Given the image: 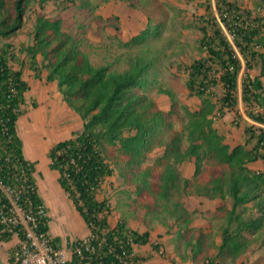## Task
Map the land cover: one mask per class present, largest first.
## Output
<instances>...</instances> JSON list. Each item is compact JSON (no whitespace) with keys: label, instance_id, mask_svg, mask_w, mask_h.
Instances as JSON below:
<instances>
[{"label":"trees","instance_id":"1","mask_svg":"<svg viewBox=\"0 0 264 264\" xmlns=\"http://www.w3.org/2000/svg\"><path fill=\"white\" fill-rule=\"evenodd\" d=\"M121 1L133 8L144 3ZM109 2L0 0V242L7 243L13 236L19 242L26 241L23 226L14 227L6 220L11 200L24 213L36 216L43 232L49 231L36 179L37 164L26 157L18 130L30 90L24 79L27 67L37 79L55 83L64 104L83 122L80 131L55 142L47 152L48 168L58 173L57 183L83 220L86 236L95 247L93 254L85 250L77 254L74 249L81 247L83 238L72 240L69 247L72 244L73 252L67 264H130L139 260L126 240L143 245L148 233L130 231L124 221L111 226L108 199L97 197L103 183L115 175L123 187L133 189L132 202L144 217L161 225L172 223L188 230L195 215L186 207L189 197L221 202L215 214L204 215L218 228L220 245L216 247L209 237L204 248L202 231H196V243H190L198 264H236L253 246L263 248V252L250 264H264V173L247 167L256 160L264 162L262 7L245 8L241 0H215L217 10L218 2L225 7L226 15L218 18L220 22L215 17H194L204 33L199 40L201 56L177 72L186 73L188 96L197 98L199 105L178 108L174 94L159 87L158 93L171 101L170 109L163 111L145 92L156 83L157 61L146 41L160 34V25L151 30L146 24L130 41H118L124 48L120 50L110 43L91 41L83 23L70 29L62 17L44 13L49 4L66 10L77 3L92 22L103 21L95 11ZM32 5L36 10H31ZM32 16L27 42L14 45L13 39ZM224 31L246 60L247 70H258L254 78L246 73L241 90L242 103L249 108L247 116L260 125L245 129L246 142L252 143L250 150L245 146L231 148L214 127L223 113L235 111L238 101L241 65L232 57ZM155 151L159 153L150 161ZM185 162L194 165L191 178L180 172ZM58 243L59 239H53L54 246ZM16 248L10 255L11 264H19L14 259Z\"/></svg>","mask_w":264,"mask_h":264},{"label":"rangeland","instance_id":"2","mask_svg":"<svg viewBox=\"0 0 264 264\" xmlns=\"http://www.w3.org/2000/svg\"><path fill=\"white\" fill-rule=\"evenodd\" d=\"M142 1L139 3L140 5ZM186 1L187 0H144L142 6L133 8L127 1L110 0L109 3L100 6V8L95 11L102 17L103 21L94 22H92L90 18H87L88 13L85 9L77 7V3L75 4L76 6H71L66 10L59 9L55 4H49L44 10V13L50 17H62L65 26L70 29L75 28L76 23H83L88 27V36L91 41L94 43H110L113 48L116 47L120 50L124 48L119 45L118 41H130L141 31H135L136 35H133L134 32H131V27L136 23V20L140 26H143L147 19L149 22L146 24L150 26L151 30L156 28L157 25H160V34L154 37H148L146 41V44L155 51L157 61L155 65L156 83L149 86L145 92L151 98L155 99L162 95L158 93V88L162 87L174 94L178 108H180L181 105L195 107L198 105L199 101L195 97L188 96V91H186L185 86L186 73L177 72V70L191 65L195 59L201 56L199 40L204 33L201 29L202 26L194 22V17L201 15V17L214 18L217 10L215 0L211 1L213 4H210L208 0H194L196 2L193 4H188ZM241 1L242 6L245 8L255 9L257 7H262L261 9L259 8V10L264 13V2L262 0ZM33 9L36 10L35 5H32L31 10ZM28 14L30 15L32 13L29 12ZM148 18L150 20H148ZM32 22L33 16L27 20L25 26L13 39L14 45L27 42V36L29 35ZM243 72L241 71L240 73L242 79L244 77ZM24 79L28 83H31V86L30 90L26 93V103L23 107L25 114L18 122L19 132L25 141L26 153L28 155H26V157L30 161L36 162V169H39V172L43 176L38 174L36 175V179L40 183L43 180L44 183L51 180V176L48 174L45 175V172L46 169L47 171L49 170V168H46L49 163L47 152L55 143L52 137L55 131L52 127L56 119L54 114L50 111L49 103H52V99L55 100L57 88L54 83H47L42 79H37L34 72L27 67L24 70ZM216 93H219L218 90ZM37 94L43 95V97L38 98ZM40 117L42 121L38 120ZM32 122L36 129H34L33 133L37 132L36 137L33 135L31 137V134H28V126H30ZM177 124V126L180 127L182 123L178 120ZM31 129L32 127L30 126L29 130ZM57 137L61 139V136ZM35 150L38 153L37 156H35ZM39 150H41L40 154L38 152ZM158 153L157 151L152 153L150 161ZM103 184L106 186L104 194H106L105 196L107 199L111 200L112 206L116 208V210H114L115 216H117V211L119 210L117 207V199H126L124 204H127V200H129L132 192L130 189L124 188L117 178L111 182L105 181ZM56 185L58 187V184ZM39 190L42 192L45 199L48 198L47 195H50L49 192L48 194L47 191L42 189L40 184ZM127 196L129 197L127 198ZM61 198L65 203V199L62 196ZM49 199L50 198L47 199V202L51 204ZM64 203L58 202L56 204L57 209L55 208L56 206L54 207L56 212L52 211L53 213L52 216L50 215L49 226L54 222H60L62 226H65L66 231H70L72 222L70 221V223H67L69 216ZM119 205L122 207L123 203H119ZM70 224L71 226H69Z\"/></svg>","mask_w":264,"mask_h":264},{"label":"crops","instance_id":"3","mask_svg":"<svg viewBox=\"0 0 264 264\" xmlns=\"http://www.w3.org/2000/svg\"><path fill=\"white\" fill-rule=\"evenodd\" d=\"M211 1L212 0H208L210 4H213V2ZM145 25L146 20L143 26H140V24L136 20V23L131 27V32H134L133 35H136L135 31L142 30ZM246 73H248L250 77L254 78L258 75V70L254 68L247 70ZM261 81L264 90V79L261 78ZM242 82V75H240L239 72L237 76L236 92L238 101L235 111H226L225 113H223V115L220 118L216 119V121L214 122V127L217 130L218 134L224 137V142L231 148L236 146H245L247 150H250L252 148V143L246 142L247 136L245 135V129L249 126L257 127L260 125L259 123L249 118L246 114V111L249 110V108H247L241 100ZM29 84L31 86V83ZM37 96L38 98L43 97V95L38 94ZM154 100L163 111H168L171 107V101L166 95L162 94ZM51 101L52 103H49L50 111L52 114H54L56 119L52 127V129H54L55 131L53 132L52 137L55 142H59L60 140L72 137L73 133L80 131L83 122L77 114L67 108L58 92L55 95V100L52 99ZM38 120L42 121V118L40 117ZM60 124L63 128L60 126ZM30 126L32 127L31 130H29ZM30 126H28V134H31V137L32 135L36 137L37 132L33 133L35 129L33 122L30 123ZM57 136H61V139H58ZM21 139L24 144L25 155H27L25 141L22 137ZM40 151L41 150L38 151L39 154ZM37 155L38 153L35 150V156ZM247 167L252 171L264 173V162L262 160L250 162L247 164ZM179 169L183 177L191 178L194 172V165L192 162H185L180 166ZM36 170V175L40 174L42 176V174L39 172V169ZM47 174L51 176V180L44 183L43 180L41 181V183L37 181V184L38 187L40 184L42 189L47 191V193H50V195H47V197L50 198L49 201L51 204L47 202L48 198L45 199V197L42 195V192L39 190L47 212L49 227L48 234L53 239H59V243L56 244L57 248L65 250V252L70 255V242L75 239L84 238L87 235L88 231L80 215L73 207L71 201L67 198L59 185L57 187L56 184H58V173L50 169L47 171L46 169L45 175ZM116 178L118 179V177L115 175L112 179H108L106 181L111 182L113 180H116ZM105 187L106 186L103 184L101 187L103 191L97 195L99 200H103V198L106 197V194H104ZM128 189H130L132 193L130 194V197L127 196V198L129 197V200H127V204H124L126 199H117V207L119 208V210L117 211V216H115L116 208L112 206L111 200L108 199L112 210L111 216L109 217V223L111 224V226H114L116 222L124 221L125 226L128 230L134 231L140 235L145 232L148 233L149 237L146 244L133 246V252L139 258L141 264H198V257H195V259L193 258V252L191 248L192 246H190V243L191 245H194L196 243V231H202L203 235L206 237L203 244L204 248H206L210 243L208 239L209 237L212 238L211 241H213V244L216 247L220 245V235L218 232V228L204 218V215H206L207 213H216L217 208L221 204L219 200L210 201L203 198L189 197L186 202V207L189 212L195 213V215L188 230L185 231L183 229H178L177 226L172 223H170L169 225H161L158 222L148 221L144 217V212L141 209L137 208L132 202L134 198L133 189ZM61 196L65 199V203L63 202ZM58 202L64 203L66 207V211L69 216L67 223H70V221L72 222L70 231H66L65 226L61 225L62 223L54 222V220V223L49 226L50 215L52 216V213L56 212L54 207ZM119 203H123V206L121 207ZM55 208L57 209V206ZM69 226H71V224ZM18 242L19 240L16 236H13L7 243L0 242V264H11L9 260L10 255L13 249L17 247ZM262 252L263 248L253 246L251 249H249V251H247V253H245L238 259L236 264H250L257 260Z\"/></svg>","mask_w":264,"mask_h":264},{"label":"built area","instance_id":"4","mask_svg":"<svg viewBox=\"0 0 264 264\" xmlns=\"http://www.w3.org/2000/svg\"><path fill=\"white\" fill-rule=\"evenodd\" d=\"M192 0L191 2H193ZM216 4V3H215ZM219 6V10H217L216 15L214 16L218 22V18L221 15H226L225 7H223L222 3L217 4ZM227 38L230 42V50L232 52V57L238 59L240 61V69L238 73L245 70L243 76H246L247 68H246V60L242 57L239 53L238 49L235 48L232 37L225 31ZM233 69V66H230V70ZM6 193H10L8 190L5 191ZM12 210L10 216L6 219L9 224L16 227L18 224L23 226V232L25 235V242H19L17 248L14 252V259L19 264H67L70 260L71 254L73 252L72 244L69 247L70 255L65 252V250L59 249L54 246L53 239L49 236L48 233L43 232L37 220V217L29 214L24 213L21 208L15 203V200H11ZM39 214H43L42 211L38 212ZM90 238L88 236L80 239L82 241L81 247H75L74 251L77 254H81L82 250L88 253H95V247L90 243ZM126 243L130 246H134V243L131 238H127ZM100 245V244H99ZM123 254L126 252H122ZM82 257V256H81ZM130 264H141L138 260L137 262H130Z\"/></svg>","mask_w":264,"mask_h":264},{"label":"clouds","instance_id":"5","mask_svg":"<svg viewBox=\"0 0 264 264\" xmlns=\"http://www.w3.org/2000/svg\"><path fill=\"white\" fill-rule=\"evenodd\" d=\"M197 1H198V0H197ZM194 2H196V1H193V2H189L188 4H190V3H192V4H193Z\"/></svg>","mask_w":264,"mask_h":264}]
</instances>
